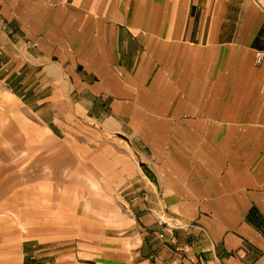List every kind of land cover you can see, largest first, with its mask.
Here are the masks:
<instances>
[{
  "label": "crops",
  "instance_id": "1",
  "mask_svg": "<svg viewBox=\"0 0 264 264\" xmlns=\"http://www.w3.org/2000/svg\"><path fill=\"white\" fill-rule=\"evenodd\" d=\"M259 52L256 0H0V81L116 204L61 260L264 264Z\"/></svg>",
  "mask_w": 264,
  "mask_h": 264
},
{
  "label": "rangeland",
  "instance_id": "2",
  "mask_svg": "<svg viewBox=\"0 0 264 264\" xmlns=\"http://www.w3.org/2000/svg\"><path fill=\"white\" fill-rule=\"evenodd\" d=\"M21 110L0 81V264H66L61 259L67 249L83 236L102 232L99 212L107 210L108 220H114L116 204L100 197L109 192L106 188L68 180L72 143L36 134ZM111 139L123 141L117 134ZM40 143L56 150L38 149ZM158 216L170 226L182 223L162 212ZM88 224L93 229L83 228Z\"/></svg>",
  "mask_w": 264,
  "mask_h": 264
},
{
  "label": "built area",
  "instance_id": "3",
  "mask_svg": "<svg viewBox=\"0 0 264 264\" xmlns=\"http://www.w3.org/2000/svg\"><path fill=\"white\" fill-rule=\"evenodd\" d=\"M256 2L258 3V5L260 6V7H262V8H264V0H256ZM263 57H264V53L263 52H259L258 54H257V61L258 62H261L262 61V59H263Z\"/></svg>",
  "mask_w": 264,
  "mask_h": 264
}]
</instances>
